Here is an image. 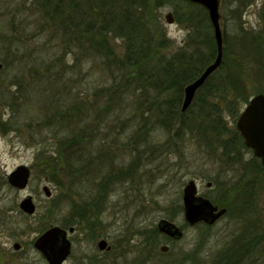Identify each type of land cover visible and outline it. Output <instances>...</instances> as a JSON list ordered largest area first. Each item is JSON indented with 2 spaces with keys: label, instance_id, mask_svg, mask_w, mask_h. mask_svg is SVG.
<instances>
[{
  "label": "rangeland",
  "instance_id": "rangeland-1",
  "mask_svg": "<svg viewBox=\"0 0 264 264\" xmlns=\"http://www.w3.org/2000/svg\"><path fill=\"white\" fill-rule=\"evenodd\" d=\"M17 2L18 0H0V121L8 123L7 126L0 127V253L5 256L6 261L11 259L14 262L12 264H45L40 252L33 247V241L51 226L62 227L61 224L68 218L75 223L74 232L69 234L74 248L72 259L65 264H79L83 250L95 254L99 251L97 242L102 238L108 241H130L133 244L144 238L140 231L146 230L148 241H157V224L166 219L185 228L183 243L187 249L191 243H197L195 264H206V254L216 248L214 244L217 241L208 243V227L203 224L190 227L185 221L183 189L192 179L196 181L200 195L225 206L233 200H236L237 206L242 197L246 198L248 194L259 190V222L264 230V190H261L260 183L263 176L252 169V165H255L253 158L256 156L251 149L244 144L235 145L231 150H224L223 147L217 149L208 129L203 133L201 128L198 133L197 127L193 126L194 133L184 134L180 131L181 127L178 132L179 127L176 126L169 133L165 126L156 124L154 118L141 119L143 113L157 116V106L152 108V102L155 99L158 102L167 101L173 92L155 98L153 91L142 92L129 83L131 86L119 88L122 95L118 100L111 94L112 88L117 86L114 83L123 74L117 63L108 66L106 74L98 61L88 63L82 59L84 63L75 64L72 54H65L61 62L56 61L63 54L60 46L51 47L48 45L51 44L49 40L44 46L46 37L36 38L28 30L21 32L20 27L25 26L27 21L31 22L34 15H30L32 11L26 3L14 5ZM149 3L148 11L151 14L146 13V18L150 29L152 32L159 29L160 34L167 39V47L160 49V56L173 60L175 56L185 54V51L193 55L208 54V48L201 43L203 31L207 35L208 32L202 27L196 31L186 22L176 20L178 1L158 0L157 6L151 0ZM15 12L17 17H14ZM168 13H172L174 18L171 24L166 20ZM221 13L222 16H227L222 24L232 34L229 38L230 54L240 63H250L248 59L245 60L246 47L244 40L240 38V28L252 29L257 34L264 33V0H223ZM8 34L21 40L15 42L19 52H15V46L9 47L6 41ZM189 34L194 37L191 38ZM204 40L207 39L204 37ZM187 41L190 43L189 47L186 46ZM111 43L117 56H121L124 52L122 40L112 37ZM44 51L51 55L58 54L54 57L51 70L34 62V55ZM64 65H73V68L68 69ZM219 71L226 74L227 68H220ZM249 79L251 91V87L259 81L254 76ZM251 93L252 96L256 95L252 91ZM217 101L224 109V121L229 130L223 138L230 141L234 139L232 136L233 131H236V121L247 104L233 101L230 105ZM57 106H67L64 125L57 120L56 111L61 109ZM79 107L80 110L77 109ZM231 108L237 112H231ZM85 116H88L90 124H95L96 121L100 123V134L96 137L98 140L94 147L96 153L99 145L109 147L115 158L114 164H111L113 169H122L125 174L117 175L103 188L91 183L93 177L87 182L88 179L82 172L84 183L78 181L72 186L76 191L70 192L73 176L68 172L65 160L62 158L61 162L51 167H47L43 161L51 160L48 158L51 155L56 158L57 153L54 151L59 148L58 142L70 135L67 132L76 131L77 120L81 121ZM48 118L50 120L47 122ZM145 121L147 123L143 124ZM78 126L81 127L80 124ZM145 132L147 136L142 137L140 134ZM208 139L213 143L208 142ZM134 143H137L136 148L141 151L139 158L138 152L134 151ZM43 146L48 150L40 154ZM60 152L69 155L65 148H60ZM107 159L103 172L92 167V172L96 171L94 182L99 183L105 174L107 182L112 175L107 170L110 157L107 156ZM134 162L136 164L132 166L131 163ZM19 165H26L31 170L28 187L23 190L10 186L7 178ZM127 167L128 169H124ZM208 183H211L209 187ZM44 185L50 188L51 197L45 196L42 190ZM62 193L71 194V199L79 203L83 196L97 195L102 201L99 199L98 205L91 211L88 207L86 211L84 209L85 213L72 216L70 202L60 200ZM28 196H32L37 207L34 215H28L19 208V203ZM103 206L98 214L95 208ZM94 214L100 216L99 225ZM230 222L229 217L219 220L212 230L211 238L215 240L218 230L223 237L224 231L231 227ZM16 242L20 243L22 251L13 248ZM158 242L157 254L154 256L156 259H165L166 256L159 250L165 243ZM152 247L150 244V250Z\"/></svg>",
  "mask_w": 264,
  "mask_h": 264
},
{
  "label": "trees",
  "instance_id": "trees-1",
  "mask_svg": "<svg viewBox=\"0 0 264 264\" xmlns=\"http://www.w3.org/2000/svg\"><path fill=\"white\" fill-rule=\"evenodd\" d=\"M151 1L156 2L155 6H157L158 0ZM176 1L179 2L175 9L177 21L186 22L196 31L202 27L208 32L207 35L203 31L202 36L207 40H204L203 37L201 41L208 48L207 55L203 53L193 55L185 51V54L179 57L175 56L173 60L163 55L160 56V49L167 47V39L160 34L159 29H155L154 32L150 29L149 20L146 18V13L151 14L148 11L150 0H18L14 5H18L19 2L23 5L26 3L32 11L30 15H34L33 22L27 21L25 26L20 27L22 33L24 30H28L36 38L46 37L44 46L48 44L47 41L49 40L51 44L48 45L51 47L58 48L60 46L63 49L62 56L57 57L56 61L61 62L65 54L67 56L72 54L75 64H80L82 59L88 63L93 60L98 61L102 66V71L105 70L106 74L108 73V66L117 63L123 74L119 80L114 77L117 80L114 85L117 86L112 88L111 94L116 96L118 100L122 95L119 88L126 87L129 83L135 85V89H141L142 92L153 91L155 98H159L164 93L173 92L167 101L158 102L155 99L152 102V108L157 106V111H155L158 113L157 116L152 117L143 113L141 119L154 118L156 124L165 126L169 133H172L176 126L179 127L178 132L181 127L180 131L184 134L194 133L193 126L197 127L198 131L196 132L198 133L201 128L203 130L200 131L203 133L207 132L208 129V134L214 138L215 148L223 147L224 150H231L234 147L231 146L232 143L230 142H233L234 145H241L244 144L243 139L237 131H233L232 137L234 139L226 141L223 138L229 130H227L224 121V109L219 106L217 100L227 102L230 105L233 101L237 104H247L252 96L251 91L256 94H264V33L257 34L252 29L243 28L241 30L240 28V38L244 40L246 47L244 51L247 55L245 60L248 59L250 62L243 64L230 54L229 38L232 34L228 31L227 26L222 24L224 45L223 61L220 68L226 67L227 73L224 74L219 71L220 68L215 71L196 93L189 109L182 112L181 105L185 86L199 77L202 71L215 60L217 47L206 9L187 0ZM18 8L16 10L19 12ZM17 16L16 13L14 17ZM226 20L227 16L223 15L222 23H225ZM190 34L189 36L193 38L194 35ZM6 36H8L6 41L9 47L15 46V52H19V47L15 42L21 40L10 34ZM112 37L122 40L124 52L121 56H117L115 52L111 43ZM188 40L190 39L188 38ZM189 45L190 43L187 41L186 46L189 47ZM196 50L198 51V48ZM56 56H58L57 53L51 55L50 52L44 51L34 55V62L46 70H51ZM64 66L68 69L73 68V65ZM250 76L256 77L259 81L257 85L251 87V91L248 85ZM204 91L205 93H203ZM57 107L61 108L59 111L55 110L57 120L63 124L67 117L65 114L67 106L64 108ZM81 107L77 109L80 110ZM230 111L237 112L234 108H231ZM233 116L236 119L237 116L235 114ZM82 119L81 121L80 119L77 120L76 131L67 132L70 135L58 142L59 148L54 151L57 153L56 158H52L51 155L48 157L51 160L43 161L47 167H51L61 162L62 158L65 160L66 168L74 178L70 182L72 184H70V192L76 191L72 186L76 185L78 181L83 182V174L88 179L87 182L93 177L91 183L103 188L117 175L125 174L122 169L117 171L113 169L111 164H114L115 158L112 157L109 147L99 145L96 153L94 147H96L95 141L98 140L96 137L100 134V123L96 121L95 124H90L88 116H85L83 121ZM46 120L48 122L50 119ZM146 123L147 121L143 122V124ZM7 124L0 121V127L7 126ZM78 124H80V128ZM140 135L142 137L147 136V132ZM208 142L212 141L208 139ZM134 144V151L138 152L137 157L139 158L141 151L136 148L137 143ZM60 148H65L69 155L66 156L64 152L61 153ZM105 148L107 149L105 150ZM42 150L40 154L46 153L48 148L43 146ZM107 156L110 157V165L107 167V170H110L108 174L112 172V175L107 179V182L105 181L106 174L99 183L94 182L96 171L92 172V167L103 172V168L107 164ZM253 159L255 165H252V169L263 176L260 183L262 184L261 190H264V171L260 160L257 157ZM131 164L135 166L136 163ZM124 169H128V167ZM82 172L84 173L82 174ZM71 196V194L62 193L60 200L66 199L70 202L72 216L81 215L85 213L86 208L96 207L99 199L102 201V198L97 197V195L83 196L79 203L71 199ZM74 224L68 218L63 221L61 226L66 228L74 226Z\"/></svg>",
  "mask_w": 264,
  "mask_h": 264
},
{
  "label": "flooded vegetation",
  "instance_id": "flooded-vegetation-1",
  "mask_svg": "<svg viewBox=\"0 0 264 264\" xmlns=\"http://www.w3.org/2000/svg\"><path fill=\"white\" fill-rule=\"evenodd\" d=\"M236 131L239 133L237 128ZM230 143H232L231 146H235L233 142ZM258 193H260L259 190H255L252 194H248L246 198L245 196L242 197L240 199V204L237 206L235 205L236 200L229 201L230 204L225 206L223 204L219 205L213 203L209 199L214 205L218 206V209H226L225 214L212 224L199 222L190 225L187 223L190 227H194L198 224H203L208 227V234H210V236L208 235V243L209 241H217V243L214 244L216 248L206 254L208 258L206 264H264V230L259 222L260 207ZM103 208L104 206L95 209L98 210L99 214ZM88 209L91 211L90 208ZM98 214H94V217L97 219V224L99 225L101 221ZM224 217L230 218L231 222L229 225L231 227H228V229L224 231L225 235L223 237L222 235L220 236L221 231L218 230V232L215 233V236L217 237L214 240L211 238V236H213L212 230L219 220ZM176 226L179 228V232L173 236L170 233L160 231L157 224V233L159 236L157 241H148L149 239L146 230L140 231V234L144 238H142L141 241H135L133 244H130V241H108L107 239L102 238L97 242V248L99 251L95 254H90L86 250H83L82 255L79 257V264H195L197 256L196 252L198 251L197 243L196 241L191 243L189 249H187V246L183 243L186 237V230L184 227ZM70 228H73L74 232L75 228L73 226L68 227V229L64 228L68 232L70 253L61 264H65L68 260L72 259L74 243L69 238V234L73 233L69 231ZM87 231L92 233L90 230ZM102 240L105 241L104 248L100 247V242ZM158 241H164L165 243L159 247L160 252L166 256L165 259H156L154 256V254H157ZM220 241H222V243H220ZM125 242L126 246H124ZM16 243L19 245L18 248H15ZM16 243L13 244V248L22 251L20 243ZM34 244L35 241H33V247L35 248ZM150 244L151 247L153 246L152 250H150ZM162 247H166V250H162ZM36 250L39 251L38 249ZM39 254H41L45 264H50L41 252ZM12 263H14L13 260L7 259L6 261L5 256L0 253V264Z\"/></svg>",
  "mask_w": 264,
  "mask_h": 264
},
{
  "label": "water",
  "instance_id": "water-1",
  "mask_svg": "<svg viewBox=\"0 0 264 264\" xmlns=\"http://www.w3.org/2000/svg\"><path fill=\"white\" fill-rule=\"evenodd\" d=\"M193 4L202 6L206 9L208 17L213 28L215 43L217 47V56L195 80L187 84L184 88V96L181 105V111L186 112L196 96V93L205 84L209 77L221 67L223 61V31H222V0H187ZM168 23H173L172 13L166 15ZM236 128L244 139L245 145L252 149L254 155L261 161L264 171V94L259 93L252 96L239 115L236 121ZM31 177V170L26 165H19L8 175V183L13 188L23 190L28 187ZM211 183H208L209 187ZM46 197H51V190L47 185L42 187ZM183 213L185 221L194 225L199 222L207 224L214 223L223 216L226 209H218L208 198L198 194V186L195 180H190L183 189ZM19 208L28 215H34L36 204L32 196L24 198L19 203ZM158 228L162 232L176 235L179 228L172 222L162 219L158 223ZM73 232V228L69 229ZM35 248L38 249L50 264H61L70 253V241L66 229L54 225L48 228L35 240ZM19 245L16 243L15 248ZM100 247H105V241L100 242ZM166 250V247H162Z\"/></svg>",
  "mask_w": 264,
  "mask_h": 264
}]
</instances>
